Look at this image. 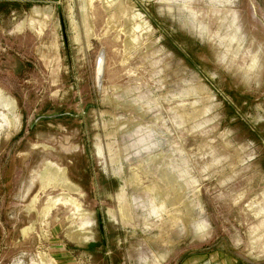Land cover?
<instances>
[{"label": "rangeland", "instance_id": "374dc122", "mask_svg": "<svg viewBox=\"0 0 264 264\" xmlns=\"http://www.w3.org/2000/svg\"><path fill=\"white\" fill-rule=\"evenodd\" d=\"M0 264H264V0H0Z\"/></svg>", "mask_w": 264, "mask_h": 264}, {"label": "bare ground", "instance_id": "6f19581e", "mask_svg": "<svg viewBox=\"0 0 264 264\" xmlns=\"http://www.w3.org/2000/svg\"><path fill=\"white\" fill-rule=\"evenodd\" d=\"M101 67H102V63L101 61L98 64V75L101 74ZM60 176V175H59ZM60 178V177H59ZM41 213V212H40Z\"/></svg>", "mask_w": 264, "mask_h": 264}, {"label": "water", "instance_id": "95a60500", "mask_svg": "<svg viewBox=\"0 0 264 264\" xmlns=\"http://www.w3.org/2000/svg\"><path fill=\"white\" fill-rule=\"evenodd\" d=\"M101 60V59H100ZM100 60H99V62H100ZM99 80H100V75H99Z\"/></svg>", "mask_w": 264, "mask_h": 264}]
</instances>
